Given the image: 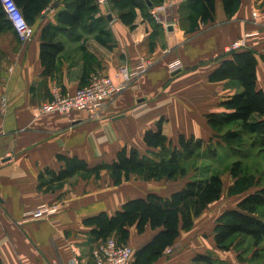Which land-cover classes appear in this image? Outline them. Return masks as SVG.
I'll use <instances>...</instances> for the list:
<instances>
[{"label":"crops","instance_id":"crops-1","mask_svg":"<svg viewBox=\"0 0 264 264\" xmlns=\"http://www.w3.org/2000/svg\"><path fill=\"white\" fill-rule=\"evenodd\" d=\"M34 1L31 23L35 34L30 41H21L11 23H0V96L8 99L6 109L0 111V264H70L74 252L92 259V250L99 243L91 234L92 227L84 223L86 218L100 212L113 214L126 201L148 192L168 196L182 189L190 177L178 178L174 184L132 173L129 179L116 183L110 169L103 168L52 182L50 173L43 179L40 174L47 169L59 172L65 165L60 155L77 156L89 167L113 163L125 146L155 157L161 148L148 146L144 134L156 130L161 119L167 144L171 140L178 145L179 135L185 134L226 147L207 115L224 111L221 102L240 92L242 86L236 79L211 81L209 75L223 59L231 58V44L243 38L244 46L235 51L255 54L257 87L264 91V0H240L232 15L216 0L215 19L198 18L196 22H181V6L187 0H164L161 4L165 2L166 9L159 20L151 9L146 14L136 7L132 23L123 22L112 1L101 5L94 0L98 10L86 13L76 27L57 20L65 0H49L43 5ZM101 15L109 20L97 26L91 18ZM47 24L61 26L58 39L64 43L50 75L44 73L40 57L41 34ZM124 63L135 69L142 64L146 69L138 72L99 116L87 111H74L70 117L56 113L35 116V107L52 99L55 87L63 93L74 92L87 85L95 72L119 83L116 72ZM261 118L264 116L254 115L252 120ZM233 151L226 147L212 163ZM255 156L264 157V153L257 151ZM256 180V187L240 194L236 204L264 186L259 177ZM215 202L195 219L192 229L181 231L149 264H209L195 260L199 255L210 257L211 264H253L255 246L245 259L238 255L240 242L229 250L217 246L216 219L236 205L211 214L210 220L207 211ZM49 204L58 208L54 218H32V210ZM129 230L126 241L135 250L157 232L150 226L143 233L136 226Z\"/></svg>","mask_w":264,"mask_h":264},{"label":"trees","instance_id":"trees-1","mask_svg":"<svg viewBox=\"0 0 264 264\" xmlns=\"http://www.w3.org/2000/svg\"><path fill=\"white\" fill-rule=\"evenodd\" d=\"M22 9V12L31 23V15L34 10V0H14ZM45 4L49 0H39ZM114 8L120 12V18L125 23L134 21V9L139 7L146 14L149 9L161 4L164 0H110ZM227 14L232 15L238 8L240 0H221ZM65 9L57 14L59 23L76 27L83 23L86 13L96 12L97 4L94 0H65ZM181 22L190 20L196 22L198 18L203 21L215 19L216 0H187L181 6ZM92 22L100 26L108 22L107 16L92 17ZM0 23L9 24L2 4L0 3ZM61 26L47 24L41 34V63L44 73H53L57 58L64 49V43L58 39ZM231 58L223 59L220 65L214 69L209 79L211 81H222L236 79L242 86L240 92L227 97L221 102L225 108L222 112H212L207 115L209 124L216 130V134L227 148L232 151L257 149L264 153V118L252 120L254 115L264 116V91L257 87V64L258 60L252 51H232ZM237 128H229L231 124ZM163 119L158 121L156 130H147L144 141L148 146L159 147L161 150L167 147V137L163 134ZM248 136L249 143L245 140ZM241 139V141L237 140ZM169 144L173 145L170 140ZM208 150L216 157V146L210 141L196 136L187 137L179 135L178 145H173L172 153L168 160H156L154 156L141 154L134 147H123L111 164H99L89 167L88 163L77 156L69 157L60 155L65 165L59 172L46 170L40 174L44 178L45 173L52 175L51 181H63L79 171L99 172L103 168L110 169L116 183L129 179L132 173L147 172L149 177H158L167 174L172 177L175 174L185 176L186 170L181 163L193 157L197 150ZM249 153V151L247 152ZM242 162L236 161L233 165V174L237 176L241 171ZM255 176L245 175L243 181L248 184L243 190H247L256 183H248ZM255 180V179H254ZM235 186L229 188L232 194L240 190ZM224 184L218 172H208L205 175H196L190 178L185 186L168 196L157 192H148L144 197L133 198L116 210L113 214L100 212L88 217L84 223L91 226L92 236L100 241L113 236L119 242H127L130 235V227L136 226L139 233L145 232L148 226L157 230L153 238L143 247L135 250L133 264H149L158 258L167 247L171 246L179 237L181 231L193 228L195 219L199 217L209 204L219 200L223 194ZM238 236L251 237L253 246L258 249L259 244L264 241V186L246 194L241 198L234 208L226 209L216 219L215 241L219 248L229 250L237 247ZM240 241V240H239ZM256 253V251H254ZM195 260H205L209 264L212 259L208 256L199 255Z\"/></svg>","mask_w":264,"mask_h":264},{"label":"built area","instance_id":"built-area-1","mask_svg":"<svg viewBox=\"0 0 264 264\" xmlns=\"http://www.w3.org/2000/svg\"><path fill=\"white\" fill-rule=\"evenodd\" d=\"M109 0H96L98 4L105 5ZM7 20L16 30L21 41H30L34 34V26L25 18L22 9L14 0H0ZM166 3L157 5L151 9L156 20L160 19V13L165 11ZM243 38L235 40L230 51L243 47ZM146 67L141 64L136 69L129 63L122 64L116 76L121 78L117 83L112 76L103 72H95L90 76L89 83L79 87L74 92L63 93L55 87L52 99L42 102L34 109L37 117L46 116L52 113L64 117H70L74 111H87L91 116H99L106 104L117 97L123 90L128 88L136 78L138 72L144 71ZM8 99L6 95L0 96V111L6 109ZM58 208L54 205H42L31 211L33 219H52L57 214ZM135 249L127 242H119L114 236L100 241L92 250V259H84L74 252L70 264H133Z\"/></svg>","mask_w":264,"mask_h":264},{"label":"rangeland","instance_id":"rangeland-1","mask_svg":"<svg viewBox=\"0 0 264 264\" xmlns=\"http://www.w3.org/2000/svg\"><path fill=\"white\" fill-rule=\"evenodd\" d=\"M231 128V127H230ZM241 141V139H237ZM245 140H247V143H249L248 136L245 137ZM215 145V144H214ZM166 149L159 150L156 154L155 158L156 160H160L161 158L164 160H168L170 158V154L173 150V145L167 144ZM226 150V147L223 146H216V152L218 155L221 152H224ZM245 151L236 150L233 151V154L229 155L228 157H224V159L221 158L220 162L218 163H212L213 161V153L206 150H197L193 157L185 159L181 163V167L185 168L186 175H189L188 177L192 178L196 175H205L208 172L216 171L218 172L224 182V193L220 200L215 202L212 206L208 209V218L212 220V215L215 212L218 213L222 211L226 207H234L236 205V201L239 198V195L242 193H245L247 191H250L254 189L256 186H252L250 188H247V190H243L248 184L243 181V178L245 175L248 176H255L253 177L251 181H248V183H256V178L259 177V182L261 185L264 184V157H257L255 156V153L257 154V149L254 151H251L247 153V148L244 147ZM255 152V153H253ZM225 153V152H224ZM263 156V155H262ZM242 162V168L243 171H241L237 176H234L233 174V165L236 161ZM133 174H137L139 177L145 179V180H169L173 181L174 184L178 181V178H181L183 176H180L178 173L173 175L172 177H169L167 174H161V176L158 177H149L147 172H135ZM185 175V176H186ZM236 178V180L233 181V179ZM239 179V184H237V187L240 188L238 191H234V193H230L228 187L235 186L237 180ZM255 179V180H254ZM164 183V181H163ZM256 185V184H255ZM172 184L169 185V189H171ZM171 187V188H170ZM240 240V241H239ZM236 241L240 242V246L237 248V251L239 252V258L245 259L247 257V254H249V251L252 250L253 242L248 239L247 236H238L236 238ZM256 253L254 254L255 260L253 261V264H264V241L259 244L258 249H255Z\"/></svg>","mask_w":264,"mask_h":264},{"label":"water","instance_id":"water-1","mask_svg":"<svg viewBox=\"0 0 264 264\" xmlns=\"http://www.w3.org/2000/svg\"><path fill=\"white\" fill-rule=\"evenodd\" d=\"M111 17V16H110Z\"/></svg>","mask_w":264,"mask_h":264}]
</instances>
